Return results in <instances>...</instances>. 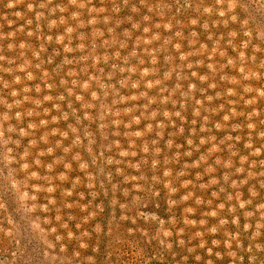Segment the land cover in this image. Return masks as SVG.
Returning a JSON list of instances; mask_svg holds the SVG:
<instances>
[{
  "label": "rangeland",
  "instance_id": "374dc122",
  "mask_svg": "<svg viewBox=\"0 0 264 264\" xmlns=\"http://www.w3.org/2000/svg\"><path fill=\"white\" fill-rule=\"evenodd\" d=\"M0 264H264V0H0Z\"/></svg>",
  "mask_w": 264,
  "mask_h": 264
}]
</instances>
